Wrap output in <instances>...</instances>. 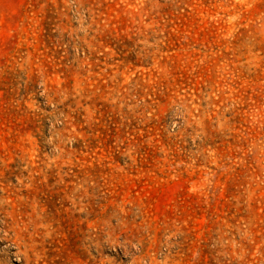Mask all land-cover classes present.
Wrapping results in <instances>:
<instances>
[{"label": "rangeland", "instance_id": "rangeland-1", "mask_svg": "<svg viewBox=\"0 0 264 264\" xmlns=\"http://www.w3.org/2000/svg\"><path fill=\"white\" fill-rule=\"evenodd\" d=\"M0 264H264V0H0Z\"/></svg>", "mask_w": 264, "mask_h": 264}]
</instances>
